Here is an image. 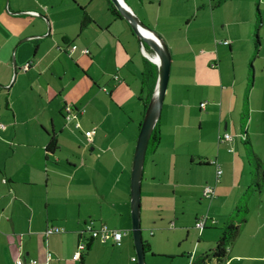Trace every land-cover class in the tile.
I'll use <instances>...</instances> for the list:
<instances>
[{"label": "crops", "instance_id": "0c3cea01", "mask_svg": "<svg viewBox=\"0 0 264 264\" xmlns=\"http://www.w3.org/2000/svg\"><path fill=\"white\" fill-rule=\"evenodd\" d=\"M125 1L164 40L171 55L160 142L145 157L141 183L146 186V207L140 202L142 238L150 248L145 264L159 258L167 264H191L207 252L197 255L201 246H182L179 233L184 229L159 232L174 229L165 222L178 219L175 210L164 219L163 209L157 211L159 200L152 208L160 195L154 191L156 176L151 168L145 171L147 157L154 153L183 158V178L194 182L175 180V186L194 187L198 206L205 204L203 187L214 185V197L206 203L210 227L226 223L246 194L247 211L237 237L224 258L208 264H264V181L260 190H253L240 139L245 100L249 147L264 168V0ZM257 10L261 23L256 30ZM83 12L92 22L80 30ZM72 44L77 49L68 53ZM138 47L142 51L129 24L108 12L106 0H8L5 5L0 0V264H15L18 258L23 264H137L130 173L144 114L139 94L146 58ZM250 65L254 81L248 85ZM201 102H206L204 108ZM65 103L83 108L80 128L66 124ZM88 130H94L90 143L84 136ZM226 132L231 140L218 143V135ZM50 135L58 147L48 153ZM212 159L222 167L218 182ZM153 163L151 158V167ZM90 221L126 230L121 244L81 233ZM50 226L63 232L45 235ZM207 226L206 221L198 238L206 241L202 248L209 243ZM173 239L176 251L168 249ZM217 239L211 235V242ZM82 241L86 247L73 260Z\"/></svg>", "mask_w": 264, "mask_h": 264}, {"label": "water", "instance_id": "95a60500", "mask_svg": "<svg viewBox=\"0 0 264 264\" xmlns=\"http://www.w3.org/2000/svg\"><path fill=\"white\" fill-rule=\"evenodd\" d=\"M109 1L116 8L120 16L128 22L142 48L143 55L157 67V78L154 91L144 110L137 135L130 173V220L132 241L136 255V263L145 264L146 252L144 251L140 216L141 183L148 141L155 125L160 119L162 104L167 90L171 67V55L164 40L134 14L125 0ZM45 22L47 33H49V22L46 20ZM143 31L150 34V36L144 35ZM31 37H36V35ZM145 46L151 51V55L157 58L156 61L152 59L148 52L143 51ZM12 67L13 72H15L16 67L14 59H12Z\"/></svg>", "mask_w": 264, "mask_h": 264}, {"label": "rangeland", "instance_id": "374dc122", "mask_svg": "<svg viewBox=\"0 0 264 264\" xmlns=\"http://www.w3.org/2000/svg\"><path fill=\"white\" fill-rule=\"evenodd\" d=\"M8 2V0H4V5ZM127 3V2H126ZM259 10V7H258ZM260 13V11H259ZM258 37H259V32H258ZM144 50L145 47H144ZM137 52L141 54V56L144 57L141 49L138 47ZM147 52V50H146ZM150 53V52H149ZM262 55H264V48L261 52ZM263 61L262 58L256 60V65L261 63ZM253 65V64H252ZM259 73V69L257 68V75ZM254 74V73H253ZM254 78V77H253ZM252 80L254 81V79ZM259 83V78L256 79V85ZM249 85V80L247 82ZM248 88V87H247ZM241 95L243 96V93L241 92ZM141 119V118H140ZM238 131H239V126H238ZM230 134V133H229ZM232 135V134H231ZM171 151L170 149H168ZM159 155V154H157ZM155 153L153 155H149L147 157L146 161V171L145 174L147 173V170L151 168L152 172L156 176V182H157V189H155V192L159 193V197L155 196V198L152 201V208L156 206V201L159 200L158 208L157 211L161 213L163 209V217L164 219H168L169 215H171V212L175 210L177 214V219L178 222H176L175 218H171L170 221L166 220V228H174V229H169V231H159L161 233H171L176 230H181L184 229L182 232L179 233V236H182V246H191L193 247H200L201 249H198L197 255L199 253L209 251L210 248H213L215 246V243L212 241L211 242V235H213V240L216 239V237H219L221 235L222 229L225 225V222L216 224L215 226L210 227V220H207V230L206 234L207 240L209 243H207V246L202 248V244H206V241L198 242L199 234L201 233L202 230H199L195 227L194 219H195V213L199 214L198 217L207 215L208 209L206 203L209 201L205 200V204H201V206H198V196H196V189L194 187H182V186H175V180L179 181H184V183L194 182L193 178L189 179H184V173L186 170L181 172L180 169V164L183 160V158L180 155H163V156H157ZM153 159L154 163L153 166L151 167L150 165V159ZM186 169V167H185ZM189 177V176H188ZM211 185V184H210ZM145 184H143V187L141 186V200L142 198H145ZM142 203L144 205V208L146 207V203L144 200H142ZM151 208V209H152ZM149 209V208H148ZM172 210V211H171ZM145 212V210H144ZM156 213V212H155ZM181 213V214H180ZM209 215V214H208ZM163 219V218H162ZM164 223V222H163ZM169 224V225H168ZM142 225L144 226V223L142 222ZM173 230V231H171ZM186 231H188V237L185 238ZM143 236L146 238L148 235L143 231ZM199 245L197 246V244ZM209 245V246H208ZM169 250H177L179 247H176V243L174 244V239L169 242ZM189 250V248H188ZM201 251V252H200ZM152 262H155L154 264H167V260L163 261V259H155ZM188 263V262H187ZM186 263V264H187Z\"/></svg>", "mask_w": 264, "mask_h": 264}, {"label": "trees", "instance_id": "16d2710c", "mask_svg": "<svg viewBox=\"0 0 264 264\" xmlns=\"http://www.w3.org/2000/svg\"><path fill=\"white\" fill-rule=\"evenodd\" d=\"M221 1L222 0H218V3H220ZM106 2H107L108 12L116 18L124 20L120 16V14L116 10V8L113 6V4L109 0H106ZM90 22H92L91 18L85 12H83L82 17H81L80 22H79L80 30L84 29ZM126 23L128 24V22H126ZM255 23H256V30H257L260 26V23H261L260 14H259L258 10L256 11ZM222 41H224V40H222ZM72 45H74V44H72ZM227 45H229V43ZM83 49H86V48H82L81 50H83ZM145 49L147 50V52H151L146 46H145ZM254 49H255L254 53L256 55L257 51L259 49V40H258L257 35H256L255 42H254ZM88 52H89V50H88ZM68 53H71L70 50H68ZM144 65L145 66H144L142 73H141V92L139 94V99L143 103L144 110H145V108H146V106H147V104H148V102H149V100L153 94V91H154L156 78H157V67L155 64L148 61L146 58L144 59ZM28 67H29V64L27 65V68ZM251 69H252V66L250 65L249 85H251V80H252ZM22 70H23V68H22ZM244 102H245V103H243L244 107L242 109V113L240 114V130H241L240 131V139H241V143L245 146V148L247 150L248 163L251 166V172H252V185L254 186L253 190L258 191V190H260L262 183L264 181V168L262 167L261 161L259 160V158L253 153V151L249 147V141H248V136H247V132H246V125H247V121H248V111H247V103L245 100H244ZM66 104H70V103H65L64 106ZM71 105L73 107L77 108L72 103H71ZM64 106L62 108L63 109V113H62L63 118H64ZM78 109H83V108H78ZM83 112H84V110H83ZM64 120H65V118H64ZM78 121H79V116H78ZM65 122H66V120H65ZM69 123H72V122H69ZM69 123L66 122V124H69ZM73 127H74V125H73ZM75 129H78V128H75ZM159 142H160V133H159V121H158L157 124L155 125V127L151 133L150 139L148 141L146 155L153 153L157 149ZM57 147H58V145H57L55 137L50 135L49 141L45 147L46 152L51 153ZM212 166H214V165H212ZM245 196H246V194L242 196L243 197L242 202L240 204H238V206L236 207V209L234 211V214L225 223V225L222 229L221 235L216 240L214 248L212 250H209V251L205 252L204 254L196 257V259L193 260V262L191 264H208V262L212 258L221 260L222 258H224L226 256L227 247L237 237V235L239 233V225L242 222H244V220H245V213L247 211V207L245 205ZM91 240H93V239H91ZM143 242H144V251L148 252L150 249L149 244L144 239H143Z\"/></svg>", "mask_w": 264, "mask_h": 264}, {"label": "built area", "instance_id": "2783aa9c", "mask_svg": "<svg viewBox=\"0 0 264 264\" xmlns=\"http://www.w3.org/2000/svg\"><path fill=\"white\" fill-rule=\"evenodd\" d=\"M30 13L36 14V12H30ZM220 43L227 45L229 42L227 40H224V41H221ZM76 48H77L76 45H72L69 48V50L70 52H73ZM81 53L87 54L88 50L83 49L81 50ZM27 65L28 64L23 66V70L27 69ZM214 65H215L214 63L210 64L211 67H214ZM205 104L206 102H201L200 107L204 108ZM81 114H83V109L75 108L71 104H66L64 106V118L66 122L68 123L72 122L75 128L80 127L78 116ZM0 127L3 128L4 125L0 124ZM93 133H94V130H88L84 132L87 143L91 142ZM230 140H231V135L227 132L223 134H219L217 137L218 143H224ZM209 163L214 165L215 167V182H218L219 177L222 174V167L215 159L210 160ZM214 189H215L214 185L206 184L202 189L203 198L206 200H211L214 197ZM207 219H208L207 215L198 217L195 221V227L199 230H203L205 228ZM61 232H63V228L56 227V226H50L44 230L45 235H50L52 233H61ZM81 233H86L91 239L98 240L102 243L111 241L114 245H120L123 236L126 234V230L111 229V228H108L104 224H101L99 226H94L93 222L90 221L85 224L83 230H81ZM85 247H86V244L84 243V241L79 242L77 249L72 256V259L79 260L80 254L85 249ZM31 263L36 264V261L32 260ZM15 264H23V261L20 258H18Z\"/></svg>", "mask_w": 264, "mask_h": 264}, {"label": "bare ground", "instance_id": "6f19581e", "mask_svg": "<svg viewBox=\"0 0 264 264\" xmlns=\"http://www.w3.org/2000/svg\"><path fill=\"white\" fill-rule=\"evenodd\" d=\"M143 34L146 35V36H150V34L144 32V31H143ZM152 59L155 60V61L157 60V58L155 56Z\"/></svg>", "mask_w": 264, "mask_h": 264}]
</instances>
